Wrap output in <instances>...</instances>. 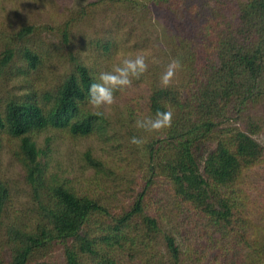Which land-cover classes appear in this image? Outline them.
Segmentation results:
<instances>
[{
	"label": "trees",
	"instance_id": "1",
	"mask_svg": "<svg viewBox=\"0 0 264 264\" xmlns=\"http://www.w3.org/2000/svg\"><path fill=\"white\" fill-rule=\"evenodd\" d=\"M108 13L115 27L94 31L95 51L70 47ZM119 14L133 27L121 31ZM45 31L53 33L27 21L0 27V83L42 67L32 37ZM55 31L66 65L53 84L39 94L25 79L0 95V148L3 139L16 142L12 156L28 197V208L16 209L11 186L0 180V264H182L176 236L163 227L167 207L185 234L214 251L212 264H264V200L255 218L243 196L248 172L264 165V146L253 137L264 139V0H77ZM119 46L147 51L148 71L133 79L141 103L124 102L120 117L119 110L98 117L88 88ZM172 58L182 67L164 89L159 77ZM168 109L173 122L163 133L136 128L137 117ZM46 130L112 140L116 168L89 149L82 159L118 188L82 191L48 171V148L34 139ZM133 136L146 142L132 145Z\"/></svg>",
	"mask_w": 264,
	"mask_h": 264
},
{
	"label": "rangeland",
	"instance_id": "2",
	"mask_svg": "<svg viewBox=\"0 0 264 264\" xmlns=\"http://www.w3.org/2000/svg\"><path fill=\"white\" fill-rule=\"evenodd\" d=\"M77 0H0V27H7L12 29L19 23L27 21L35 24H44L50 27L52 32H42L41 35H35L32 40L42 52L44 63L42 67L35 72L28 74H19L11 77L6 82L0 83V95L5 93V90L15 91L17 87H24L23 84L27 83L25 79L32 84L37 92L40 94L47 90L53 81L62 72L66 65L64 56L65 48H62L58 42V37L55 31V25L61 23L69 8L76 4ZM112 15L107 14L103 16L98 14L93 25L96 29H84L78 31L76 36L71 39L70 47H81L83 44L84 51L92 53L97 48L94 45L96 36L94 31L99 34L114 29L115 23L110 18ZM121 19L118 22L120 30L133 27L130 22L129 26L124 25L123 21L127 18L119 14ZM117 42L122 44L121 35L116 36ZM50 42V43H48ZM141 49V48H140ZM47 52H45V51ZM133 51V50H132ZM126 49V46H119L118 53L114 59L108 64L107 67L102 64L101 59L96 60L100 64L102 71L108 70L113 63H117L121 56H127L135 53H146L141 49L140 51L132 52ZM2 82V81H0ZM20 85V86H19ZM143 90V87L140 86ZM124 96L117 98L116 103L111 106L107 111L114 116V111L119 110V117L121 116L120 110L122 104L125 102L131 107H134V101L141 103V98L138 94L142 92L134 87L125 89ZM133 99L126 102L129 96ZM124 100V101H123ZM136 102V103H137ZM140 110V109H139ZM135 109L139 117L142 113ZM139 117H137L139 119ZM112 127L117 129L118 119H111ZM260 144L264 146V139L260 135L253 136ZM36 144L40 148L47 147L46 155L43 157L47 161L46 169L54 171L60 176L70 179L76 187H81L82 191H97L100 195L104 193L110 195L118 186L117 180L113 177L109 178L103 173H97L92 168L85 166L82 159V152L89 149L94 155L104 158L111 166H117V152L112 148V140L101 141L97 137L74 138L59 130H46L34 137ZM46 139H48L46 143ZM15 141H7L3 139L0 148V180L6 181L12 188L13 204L16 209H27L28 197L27 189L21 179V171L18 163L12 156V150L15 147ZM115 159V161L113 160ZM117 182V183H116ZM250 183V184H249ZM249 184V186H247ZM118 188V187H117ZM244 193L243 196L249 202L251 208V215L257 218L259 216V207L264 200V165L255 168L248 172L246 182L243 183ZM165 224L163 227L172 231L176 236L177 245L180 250V260L182 264H212V255L214 251L208 248L206 241L197 239L192 231L185 234L184 228L180 225L178 216L169 207L164 212ZM251 227V225H250ZM217 236L214 234V237ZM0 231V256L4 253L3 241ZM213 242L210 244L212 246Z\"/></svg>",
	"mask_w": 264,
	"mask_h": 264
},
{
	"label": "clouds",
	"instance_id": "3",
	"mask_svg": "<svg viewBox=\"0 0 264 264\" xmlns=\"http://www.w3.org/2000/svg\"><path fill=\"white\" fill-rule=\"evenodd\" d=\"M152 63H158L155 57L152 58ZM181 67L179 59L170 60L159 77L161 88L166 89L172 85ZM148 68V54L135 53L121 56L108 70L100 72L96 82L89 86L87 93V103L94 109L93 114L98 117L103 116L116 103L115 94L131 88L133 79H139ZM173 116L174 113L170 109L158 110L154 116L137 119L135 126L150 134L163 133L172 126ZM145 142L143 137L133 136L130 139V143L137 147H141Z\"/></svg>",
	"mask_w": 264,
	"mask_h": 264
}]
</instances>
